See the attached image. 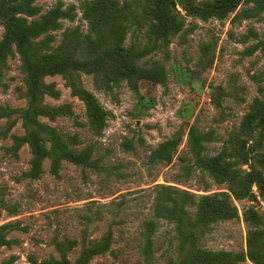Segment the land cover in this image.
Returning <instances> with one entry per match:
<instances>
[{
	"label": "rangeland",
	"instance_id": "1",
	"mask_svg": "<svg viewBox=\"0 0 264 264\" xmlns=\"http://www.w3.org/2000/svg\"><path fill=\"white\" fill-rule=\"evenodd\" d=\"M112 1L117 9L126 0H5L27 22L54 14L30 39L35 52L76 47L82 59L43 75L34 101L16 44L2 46L0 9V264H59L61 250L68 264H169L179 239L175 223L155 213L162 186L175 196L228 194L235 216L211 223L199 243L230 252L227 264H264V0H172L164 21L147 23L105 14L102 4ZM95 38L96 50L88 48ZM116 41L135 67L159 75L112 61L106 51ZM90 56L100 64L86 65ZM90 97L97 112H89ZM55 135L92 165L62 155L55 164ZM241 141L251 146L237 159ZM160 146L171 160H151ZM219 154L263 178L251 184L253 198H235L228 181L200 170L198 157ZM149 219L156 227L145 261ZM105 238L109 250L101 251Z\"/></svg>",
	"mask_w": 264,
	"mask_h": 264
},
{
	"label": "trees",
	"instance_id": "2",
	"mask_svg": "<svg viewBox=\"0 0 264 264\" xmlns=\"http://www.w3.org/2000/svg\"><path fill=\"white\" fill-rule=\"evenodd\" d=\"M237 2V0H224L223 2L229 3ZM117 1H112L111 3L103 6V11L109 16H115L120 14L122 11L125 17L133 16L136 21H141L147 23L154 15L160 21H164L167 15L168 5L172 3V0H144L139 2L138 0L129 1L126 0L125 4L120 8L115 9V3ZM137 2L139 4H137ZM23 3L22 7L28 8L27 12L32 15L35 13L36 6H31L30 4ZM114 5V6H113ZM0 9H3L4 12L2 16L6 22V35L4 37L2 46H6L11 42L16 44V47L21 55L24 66L28 71V75L32 84L30 94L31 101H34L38 92L40 78L47 74L55 71H65L68 67L72 66L74 63L80 64L81 58L76 57L73 50H77L76 47L70 49V51H62L61 54H40L39 52L34 51V47L31 42L32 37H36L39 34L43 33L45 26L50 22V19H47V16L53 17L52 12L47 13L40 20H31L27 22L24 18H20L15 15L14 8H10L6 5L5 0H0ZM126 11V12H125ZM54 12V11H53ZM56 18V17H54ZM100 41V40H99ZM74 42H79L76 39ZM96 38L90 41L91 47L95 49L97 45ZM96 50V49H95ZM122 47L119 45L118 41L114 42L110 46L106 54L112 61H117V57H121V62L124 65V69L128 72L135 74L142 73L144 77L154 79L159 74L154 72V70H140L135 67L127 58L128 56L125 52H122ZM89 51H92L90 49ZM100 64L98 56H90L89 61L87 60L86 65L88 64ZM89 112H97L94 106L93 99L90 97L88 100ZM53 134L54 132L50 130ZM193 131L194 127L191 126L189 131V138L187 143L193 144ZM57 135V134H56ZM51 140L50 145V154L55 157V164L59 160L60 156L66 157L76 164H81L83 166H91L89 155L86 151L75 152L69 149L65 144H63L58 138ZM29 139L36 138L35 130H31L28 134ZM39 144L38 141L34 142ZM251 145H249L248 149ZM248 149L245 147L243 141L239 142L234 152L237 159L246 158ZM155 154L150 155L151 160L161 158L163 156L167 157V160H171L169 153L165 152L160 146L157 150L153 152ZM157 157V158H154ZM197 162L200 164V170L207 171L214 177L218 179L226 180L229 182V190L235 198H253L254 194L251 191V184L254 183L255 177L258 179H263L257 174L252 164L249 165V171L240 172V168L235 164L237 162L225 160L222 158L221 154L217 156H207L199 158ZM235 164V165H234ZM41 158L40 156L34 160L33 169L31 173L35 176L40 170ZM232 166L233 169H229ZM164 191L160 190L159 195L155 197V213H161V217L172 221L175 223L174 230L177 234L178 245L176 246L177 258L171 260L169 264H224L228 262L226 258L231 254L225 250H211L204 247L200 244V236L203 235L206 231L210 229V224L218 220H229L235 216L236 208L232 204L228 194L222 192H214L204 195H195L193 193L183 191L180 196H175L171 192L166 191V187L162 186ZM194 207V208H191ZM160 211V213H159ZM156 227V222L152 219L146 220L144 222L143 235L144 243H142V253L144 260L146 258L150 259L152 257V236ZM250 236L248 237V243H251ZM100 245L96 247L103 248L101 251L109 250L110 243L107 238L101 241ZM250 245V244H249ZM95 247V248H96ZM63 255V260L59 264H65L67 261L64 258V251L61 250ZM250 254H253L252 252ZM234 260L239 259V255L234 254ZM68 264V263H66Z\"/></svg>",
	"mask_w": 264,
	"mask_h": 264
}]
</instances>
